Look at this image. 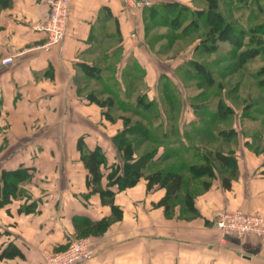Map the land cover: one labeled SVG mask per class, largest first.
Here are the masks:
<instances>
[{
    "label": "crops",
    "instance_id": "1",
    "mask_svg": "<svg viewBox=\"0 0 264 264\" xmlns=\"http://www.w3.org/2000/svg\"><path fill=\"white\" fill-rule=\"evenodd\" d=\"M0 6V157H12L0 171L30 173L18 195L0 204V253L13 250L0 264H44L46 253L84 235L94 238L96 254L80 264H264V236L223 237L214 225L219 210L264 214V150L248 137L241 146L218 133L220 108L206 126L200 113L209 104L188 96V78L199 79L192 64L202 37L187 31L180 13L209 12L211 0H162L145 9L122 0H71L66 34L51 48L37 28L48 0ZM127 123L144 129L129 134L139 140L134 157L156 149L146 173L174 165L169 161L181 152L165 154L167 144L185 152L209 142L215 148L208 151L234 153L237 164L216 163L213 176L194 177L188 167L195 163L184 160L178 166L185 189L171 213L160 204L166 189H148L145 176L123 190L109 186L120 216L100 229L114 214L90 185L79 141L102 149L107 187L111 166L123 162L114 138Z\"/></svg>",
    "mask_w": 264,
    "mask_h": 264
},
{
    "label": "rangeland",
    "instance_id": "2",
    "mask_svg": "<svg viewBox=\"0 0 264 264\" xmlns=\"http://www.w3.org/2000/svg\"><path fill=\"white\" fill-rule=\"evenodd\" d=\"M217 9L221 16L213 11L201 15L191 12L180 13L179 19L181 22L186 20L187 31L197 30L203 41L207 34L213 31L212 21L219 22L216 26L218 36L223 38L213 49L202 48L198 55V66L192 64L198 76L195 77L199 78L194 79L201 86L195 87L192 84L195 80L188 78V85H191L188 96L191 100L202 98L206 104H209V108L204 106L200 113L204 116L206 126L210 124L208 123L210 119L220 116L217 112L220 108L218 105H224L221 108L224 109L223 112L227 107L230 108V111L227 110L220 116L223 118L221 121L216 118V127L222 128L218 133L221 132L226 137L230 136L236 145L239 142L241 146L245 141L244 138L248 137L252 141V147L264 150V0H219ZM177 14L178 12L173 13V15ZM236 32L243 37L241 45L237 44L241 39H228ZM250 39H252L251 43H249ZM240 52H245L242 59L239 57ZM190 64L188 62L186 67H192ZM199 93L201 97L197 96ZM233 130L234 132L230 133ZM219 145L224 146L222 142H219ZM209 146L215 148V145L209 142L199 141L198 147L190 146L184 152L182 149L178 150L177 145L170 148L167 144L164 153L181 152L178 158L169 161L176 166L182 165L184 160L185 164L200 163L204 160V155L209 152ZM11 158L1 156L0 165ZM164 158L165 156L162 157Z\"/></svg>",
    "mask_w": 264,
    "mask_h": 264
},
{
    "label": "trees",
    "instance_id": "3",
    "mask_svg": "<svg viewBox=\"0 0 264 264\" xmlns=\"http://www.w3.org/2000/svg\"><path fill=\"white\" fill-rule=\"evenodd\" d=\"M211 4L213 7V10L211 11L215 13L217 12L219 13L218 16H221L220 12L217 9L219 0H211ZM201 14L202 13H200V15ZM211 24L213 27V31H211L209 35L207 34V36L205 37V41H203L202 38L203 42L201 41L200 43V46L205 50L213 49L214 46H216V43L219 40L223 39L218 36V28L216 26L219 24V22L212 21ZM234 38H238L239 40L241 39L239 42H237V44L241 45L243 37L239 35L238 32L234 33L233 37L228 39L234 40ZM251 40L252 39H250L249 43H251ZM261 46V50L263 51V45ZM243 53L245 52L239 53V57L241 59ZM198 62L199 61L195 62L196 66H198ZM91 96L98 102H102L98 98H96L94 94ZM222 107H224V105H220V112H222V114L227 110H231L227 107V110L223 112L224 109L221 110ZM138 130L142 131L144 129H142L137 124L129 125L127 123L124 130L114 138L118 149L123 152V162L122 164H113L111 166V169L107 174L109 180L107 187H103L101 183L103 177L101 167L102 165L106 164V156L103 153L102 149L100 147L90 149L85 145V141L83 139H80L79 141V148L82 152V159L86 167L88 168L90 174V185L92 186L94 191H97L102 195L106 203L111 205L114 214V217L112 219L102 221L97 224V227L100 229L106 228V226L110 224V221L120 216L121 210L114 203L115 190L111 189L109 186H113L116 184L118 190H123L127 186H131L137 183L142 176H145L147 179L148 189H152L155 185L166 189V194L161 199L160 204L164 205L168 213H171L173 207L178 203L181 192L185 189L183 187L185 182V176L181 172L179 166H176V164L168 168L155 169L149 173L145 172L148 165H150L152 162V159L156 153V149L145 151L138 157L133 156L135 146L138 145L139 140H137L136 138H131L129 134L137 132ZM233 132L234 130L230 131V133ZM203 159V163H195L189 165L188 171L191 173L192 176H213L215 168L217 167L216 163H220L225 168L235 167L237 164V159L234 153H225L222 150L209 151L204 155ZM29 175L30 173L27 167L0 171V204L6 203L13 197L17 196L18 192L21 191L19 187L20 182L28 178ZM225 184L226 187H229V182L227 179H225ZM185 201L187 202V204L189 203V199L187 197L185 198ZM191 208L192 207L190 205V209ZM11 253H13V250H9V247L5 248L0 253V260L3 257L11 255Z\"/></svg>",
    "mask_w": 264,
    "mask_h": 264
},
{
    "label": "built area",
    "instance_id": "4",
    "mask_svg": "<svg viewBox=\"0 0 264 264\" xmlns=\"http://www.w3.org/2000/svg\"><path fill=\"white\" fill-rule=\"evenodd\" d=\"M122 1L128 8L145 9L162 0ZM70 5L71 0H48V16L45 21L37 25V28L47 36V41L43 45L45 48H51L63 40L67 30ZM2 62L10 64L12 57H6ZM214 225L223 237L229 234H236L239 237L247 234L264 236V214L262 213L246 212L241 209L219 210L216 213ZM95 247V240L91 235L79 237L70 241L64 250L46 253L44 264H80L95 256Z\"/></svg>",
    "mask_w": 264,
    "mask_h": 264
}]
</instances>
